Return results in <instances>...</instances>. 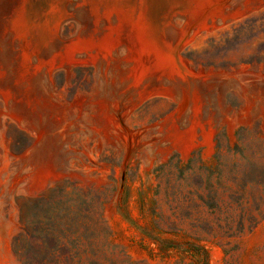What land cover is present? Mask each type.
I'll use <instances>...</instances> for the list:
<instances>
[{
    "label": "rangeland",
    "instance_id": "374dc122",
    "mask_svg": "<svg viewBox=\"0 0 264 264\" xmlns=\"http://www.w3.org/2000/svg\"><path fill=\"white\" fill-rule=\"evenodd\" d=\"M75 1L0 13V264H264V0Z\"/></svg>",
    "mask_w": 264,
    "mask_h": 264
},
{
    "label": "bare ground",
    "instance_id": "6f19581e",
    "mask_svg": "<svg viewBox=\"0 0 264 264\" xmlns=\"http://www.w3.org/2000/svg\"><path fill=\"white\" fill-rule=\"evenodd\" d=\"M21 1L23 0H0V13L3 14L4 10L11 14L13 12V10L16 8L17 5H19L21 3ZM144 1L145 0H134L135 4L137 5L135 7V9L137 10H142V7L144 5ZM208 2L205 4V1L203 3H198L197 4V19L191 23L189 26H188V29L193 26V25H200L203 21H205L208 17L220 12L222 9V3H220L219 0H207ZM226 1V0H225ZM96 2H100L102 5L100 8H98L97 6H95ZM227 2V1H226ZM75 4L76 6H80L82 7V9H84L85 11H87V15L90 16L91 18V23L93 25V28H91L88 32L86 30V33H87V36H91L89 34H92V32H94L95 30V27H96V23L98 22V19L100 20V17L103 18L102 21H104L103 24H105L106 26L104 27L106 30H103L101 32L104 41L102 40V43H103V47H108L107 45H112L110 42H112L111 39H108V36L107 35H110L109 31L112 30V33H113V30L114 28L118 29L116 30L119 34V31H120V35L118 36L119 37V40L121 39L122 41L125 42V44H127V47L131 46L130 50H133L131 52H133V55L135 53H137L138 51L142 50L143 49V44L142 42H140V40H132L133 38L132 37H129L126 33L125 30H122L121 31V28H122V25L120 24L119 22V16H118V10L121 9L122 7L120 6L118 0H76L75 1ZM106 6H109L110 9H111V13H113V19L114 20H111V15H110V18L107 17L108 15V8L105 7ZM4 6V7H3ZM5 14V13H4ZM3 16V15H2ZM86 16V14H85ZM137 17V16H136ZM89 18V17H87ZM87 18H86V21H87ZM212 18V17H211ZM90 20V19H89ZM112 21H113V24H112ZM86 23V22H85ZM203 24V23H202ZM91 25V24H90ZM102 25V24H101ZM87 26V25H86ZM95 26V27H94ZM81 27V26H80ZM98 28V27H97ZM88 29V28H87ZM187 30V28H186ZM85 31V30H84ZM115 31V30H114ZM182 32V31H181ZM76 33V32H75ZM180 34V33H179ZM113 35V34H112ZM76 36V35H75ZM115 36V35H114ZM78 37H81V36H78ZM98 37V36H97ZM100 37V36H99ZM98 37V38H99ZM135 37V36H134ZM170 37V36H169ZM75 38V37H74ZM73 38V39H74ZM173 39V38H172ZM97 41V40H96ZM166 43L168 44L167 46L170 48V43L169 41H166ZM102 48V47H101ZM151 48V47H150ZM150 48H148V50H150ZM106 50V49H105ZM160 50V49H159ZM108 51V50H107ZM127 51V50H126ZM147 51V50H146ZM146 54V53H145ZM144 54V55H145ZM106 55V54H105ZM98 56V55H97ZM107 56V55H106ZM130 56V55H129ZM133 58V57H132ZM136 58V57H135ZM134 58V59H135ZM140 60V59H139ZM161 60H162V64L160 66H158L160 68V70H163L166 68L167 66V72L170 70L169 73H171V75H173V71L175 68L174 67V63L171 62V59H170V54L169 52H166L165 55H163L161 57ZM130 61V60H129ZM134 62V61H133ZM138 62V61H136ZM139 63V62H138ZM144 64V63H143ZM142 64V65H143ZM149 64V63H148ZM135 65V64H134ZM141 65V64H140ZM166 65V66H165ZM138 67V65H136ZM156 66V65H155ZM140 67V66H139ZM145 67V66H144ZM155 68V67H154ZM157 68V66H156ZM146 70V67L145 69ZM158 70V71H160ZM137 71V69H136ZM141 71V70H140ZM164 71V70H163ZM144 72V71H143ZM138 73V72H137ZM157 73V71L155 72ZM166 71L164 72V75H165ZM168 73V74H169ZM176 73V72H175ZM136 74V73H134ZM143 74V73H142ZM152 74V73H151ZM163 74V73H162ZM167 74V75H168ZM178 74V73H177ZM160 75V74H159ZM165 75V76H167ZM158 76V75H157ZM137 77V75H136ZM154 77H156L154 75ZM160 77V76H158ZM138 78V77H137ZM157 78V77H156ZM158 79V78H157ZM195 104V103H194ZM188 134V133H187ZM182 137V136H181ZM179 138V137H178ZM184 138V137H183ZM182 139V138H181ZM180 139V140H181Z\"/></svg>",
    "mask_w": 264,
    "mask_h": 264
},
{
    "label": "built area",
    "instance_id": "2783aa9c",
    "mask_svg": "<svg viewBox=\"0 0 264 264\" xmlns=\"http://www.w3.org/2000/svg\"><path fill=\"white\" fill-rule=\"evenodd\" d=\"M13 158L18 159L16 157H13ZM30 170H31V168H29V169L26 168V171L29 172ZM3 173H4V169L0 165V185L3 182L2 181V179L4 178ZM39 174H41V171L39 172ZM8 179H9V181L6 183V191L5 192H8L9 195H11V193H13V192H15L16 194L21 193V192H32V191L38 189V187L42 183L40 176H37V178H36V177H33L32 175H27L28 181L20 187H19V182L16 181L15 176H13V175L11 177L9 176ZM0 193H1V190H0Z\"/></svg>",
    "mask_w": 264,
    "mask_h": 264
}]
</instances>
